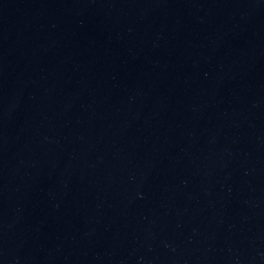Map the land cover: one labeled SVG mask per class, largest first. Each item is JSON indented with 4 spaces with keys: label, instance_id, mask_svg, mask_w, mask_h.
Returning a JSON list of instances; mask_svg holds the SVG:
<instances>
[{
    "label": "water",
    "instance_id": "water-1",
    "mask_svg": "<svg viewBox=\"0 0 264 264\" xmlns=\"http://www.w3.org/2000/svg\"><path fill=\"white\" fill-rule=\"evenodd\" d=\"M0 93L196 264H264V0H0Z\"/></svg>",
    "mask_w": 264,
    "mask_h": 264
}]
</instances>
